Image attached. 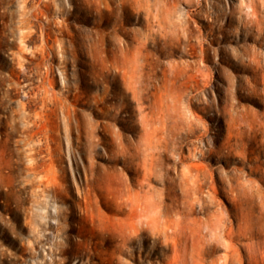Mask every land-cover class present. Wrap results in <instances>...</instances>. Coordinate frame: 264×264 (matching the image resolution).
Wrapping results in <instances>:
<instances>
[{"label": "rangeland", "instance_id": "obj_1", "mask_svg": "<svg viewBox=\"0 0 264 264\" xmlns=\"http://www.w3.org/2000/svg\"><path fill=\"white\" fill-rule=\"evenodd\" d=\"M249 2L0 0V264H221L229 242L234 264L246 242L264 264V0ZM160 209L201 227L194 246ZM214 211L246 234L208 232Z\"/></svg>", "mask_w": 264, "mask_h": 264}, {"label": "bare ground", "instance_id": "obj_2", "mask_svg": "<svg viewBox=\"0 0 264 264\" xmlns=\"http://www.w3.org/2000/svg\"><path fill=\"white\" fill-rule=\"evenodd\" d=\"M250 2H251V0H250ZM250 2H249V4H250ZM248 6L249 7H252V14L253 15L254 14H257L258 11L256 12V9L254 7V4H250ZM251 20H248V21H251ZM257 21H258L259 24L264 23V19H258ZM185 175L188 178H189V176L191 177V182H189L188 189L190 188L194 192L199 191L201 189L202 183H203V180H201L202 177H201V172L199 171V169L196 170V172H192L191 169H188L187 171H185ZM219 191H220V189H219ZM216 192H217V188L214 187V190H210L209 191V195L214 197L215 194H216ZM174 203H175L174 201L171 202V205H174ZM208 205L204 203V204L201 205V208L200 209L201 210L202 209L203 210H206L208 208ZM217 212L218 211H214V212L211 213L212 216H215V217L212 218V219H210V221L206 225V228H207L208 232L222 231L225 235H227L231 239L242 235V233H245L246 234V231L249 229L248 226H245V229L243 230L244 225L242 226L240 224L241 223L240 222V223L236 224L237 225V228L236 229H234L233 227L227 229L226 228V225L224 223L223 217L222 216L216 217ZM157 217H159V219H157L158 222H159L158 225L160 226V229L162 231L167 232V230H170L171 233H174V234L181 233L182 237L185 240H187V239H190L191 240V245L192 246H194L196 244V241L198 240V237H199V235L202 232V229H201L200 226H198L196 224H190L185 219H183V220H185L183 222L182 221H179V220L177 221V220L173 219L170 216L169 210H166V211L162 212L161 209H160V214ZM243 231H245V232H243ZM246 243L248 244L249 248H251L248 251L249 253H248V256L246 258V262L248 264H253L254 261L255 262H258L259 259H258L257 251H256V248H255L254 244L252 245L249 242H246ZM237 253H238L237 252V248L234 246V244L231 243V242L227 243V252L224 253V256L221 257L222 258L221 264H234L235 263V260H240V257L238 256Z\"/></svg>", "mask_w": 264, "mask_h": 264}]
</instances>
